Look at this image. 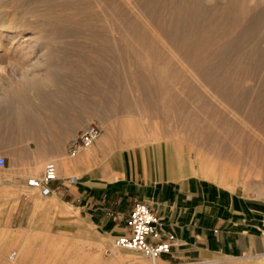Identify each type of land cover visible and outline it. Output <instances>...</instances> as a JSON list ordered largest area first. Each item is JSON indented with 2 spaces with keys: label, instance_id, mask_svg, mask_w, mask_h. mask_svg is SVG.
Masks as SVG:
<instances>
[{
  "label": "rangeland",
  "instance_id": "obj_1",
  "mask_svg": "<svg viewBox=\"0 0 264 264\" xmlns=\"http://www.w3.org/2000/svg\"><path fill=\"white\" fill-rule=\"evenodd\" d=\"M144 1L145 3L142 4ZM212 1L201 0V4L205 6L210 3L211 5ZM222 1L225 0H219V3ZM236 1L238 2V0ZM248 1L254 2V0ZM58 2L62 1L58 0ZM140 2L141 5H139ZM157 3L158 5L160 4L156 0L153 5L158 6ZM235 3L233 1L234 5ZM145 4H148L146 0H91L88 3L82 1L79 9L81 15H86L89 22H93L94 26L91 30L95 28V33H98V29H102V35L109 43L108 47H103L98 42H94L95 44L90 46L73 47L66 43L71 39L70 35L65 37L66 40L60 39L54 45V39L49 40L51 44L47 45H41L40 39H38L33 40L34 51H36L35 59L28 61L19 59L15 63L1 60V55L6 51V49L1 47L0 117L4 114L2 110L9 105L8 101L12 100L14 114L22 119H27L28 116L33 119L32 115H34V112L43 111L44 101H49L53 91L82 89V93L84 91V96L87 99L101 100V102L105 103L106 99L104 96L100 97L91 93L95 84L93 75L98 73V75H103L105 80L101 81L103 87L109 88L111 86L109 88L111 90L116 89L114 86L117 87L118 93L116 95L110 93L112 97H108L109 100L111 98L110 103L115 104L116 102L120 106L123 101L125 102L120 109L108 108V110L103 109L101 112L91 111L84 115V125L89 122H95L100 126V136L104 135L108 126L112 127L113 135L111 138L109 137L110 141L106 135L104 138L106 141H102L103 144L110 142V151L123 150L130 152L138 150L140 151V159L142 161L145 160V152H147L145 151V146L148 144L146 139L148 134L154 130L153 123L156 121L152 112L157 109L156 107H160L161 102L151 98L146 103L144 95L147 91L153 92V89L159 91L160 88L167 92L168 90L174 92L172 96H167L163 100L164 105L168 107L167 112L169 115L183 118L190 116L192 111V115H194V111H200V113L197 112L196 114L197 116L199 115V122H206L205 118H208L211 122L217 123L215 124L217 130L218 128L221 130L222 127L221 125L219 127L218 124H222L226 117V123H230H223L225 130L222 128V133L232 132L231 134H236L239 131H237V125H240V127L243 125L240 114L225 105L226 103L223 102L221 96L213 92L211 88L202 86L204 83L199 78H195L194 74L183 71L176 58L172 57L174 56L172 47L170 45L166 46L168 43L163 45L164 39L160 44V39L156 37V39H159V44H157L153 37V40L150 38L155 35H152L148 30L146 25L149 23L147 22L148 19L145 20V18L147 16V18L151 17L149 12L150 10L152 11L154 6L150 9L146 5L147 9L149 8L147 10L145 9L146 7L143 9ZM84 5L88 6V10L84 9L86 8ZM12 8L8 6L4 9L11 10ZM59 8L58 6L56 9L59 10ZM139 9H143V11ZM72 10L70 8L66 11H75ZM145 10L149 11L147 16H145L147 14ZM228 13L229 16L226 13L223 16L226 17L227 15V18H230L232 12ZM231 15L234 14L232 13ZM134 17L136 19L139 18L142 24L144 21L147 24L145 23L139 27L141 23L139 24V20L137 21ZM36 18L34 16L30 18V20L32 19L31 22L37 21V23L33 22L34 27L28 29V32L22 31L23 34L31 35L33 32L39 31L42 26L39 24L42 23L41 21L39 23ZM133 19L135 20L134 22ZM83 26H80L77 30L83 31L85 36L88 37L95 34ZM151 28L149 27V29ZM140 31L146 35L143 36ZM22 32L18 35H21ZM216 35H218V32L215 33ZM1 42L3 44L4 40ZM234 42H236V38ZM168 48L172 52H168ZM82 53H91L92 58L84 62L79 61L78 54ZM215 58L213 60L210 59L211 61L209 59L204 61L202 67H208V64L209 66L212 65L214 69L211 70L212 72L210 71L209 77H212L210 80L218 83L219 73L216 71L222 64L220 60L218 61L219 58H217V61ZM217 64H219L218 67ZM72 68L77 70L72 73ZM51 77L53 80L50 79ZM170 77L174 78L172 87L166 83ZM45 79L51 81H46ZM37 83L44 85L43 91L35 90L33 85ZM24 85H28L30 88L27 92L20 94L16 92ZM117 90L115 91L117 92ZM9 108L11 107L9 106ZM30 111L32 115L29 114ZM147 112L150 113L148 117ZM229 125L230 127L227 128ZM195 127L187 128V130L191 129L190 131L176 128L177 132L174 131V133L172 132L173 134H171V130H176L173 129L175 128L173 125L172 127L171 125H163L162 128L159 127L156 130L157 132H162H160L161 142L165 143L168 141L172 143L169 149L161 147L157 151L162 165L170 161V158H173V154H175L181 158L183 164H180L179 167L185 172V174L181 173L179 175L176 173L166 178H171L177 182L182 181V179L196 181L197 187L203 193L212 187L221 199L227 200L230 196H234L236 201L242 200L252 205L255 203L254 207L257 206V203H260L261 208H256L264 210V153L254 159V161H258L255 164L248 162L252 161L251 158L247 160L248 157H246L247 159L235 160L230 158L228 160L226 157H217V155L212 153V156L210 153L208 156L206 151V153L201 151L198 159H195L194 149L197 148V144L185 140L187 134ZM246 127V133L248 130L250 133L254 131V134L251 133L252 135L247 133L250 140L256 134L255 137L257 138L255 139L264 144V137L261 136L262 134L258 130L256 131V129L254 130L248 125ZM156 131L154 130V132ZM36 132L38 138V132L40 131L36 130ZM256 132L259 136H257ZM29 143H31V147ZM34 144L29 135L18 133L17 131L12 132L6 125L0 126V154L7 159L6 166L0 169V238H11L8 248L4 253H0V264H12V262H15V256L21 243L26 244L27 246H25L29 248L28 262L26 264H264V253H248L241 257L223 256L207 261L186 260L174 262L159 257H147L136 251L114 247L112 245L114 235L110 232H105L101 223L94 219V215L91 212L84 211L78 205L67 202L59 193L56 197H53L51 195L55 192L51 195H41L38 188L29 186L26 189H17L11 185L10 179L12 176L24 175L32 177L33 172L43 170L44 164L49 160L54 161L58 169V162L54 158L35 163L36 153L40 151L39 149L42 150L43 146L41 144L40 148L37 149V146L35 147L36 144ZM218 145L219 148L223 146L221 143H218ZM82 157L86 158L83 155ZM209 157L211 161H209ZM197 160L200 161L198 162ZM215 162L217 163L215 164ZM208 163L209 165H207ZM219 164L222 166L221 169ZM222 164H226V167ZM246 164L250 167L247 172ZM175 165L178 166L177 161H175ZM210 165L213 166L210 167ZM198 167L199 170L197 169ZM225 168L227 171L224 172ZM258 171H260L261 176ZM148 176L150 180L159 179L154 171H151ZM12 252L16 254L11 257ZM116 255L125 258L118 261L115 258Z\"/></svg>",
  "mask_w": 264,
  "mask_h": 264
},
{
  "label": "bare ground",
  "instance_id": "obj_2",
  "mask_svg": "<svg viewBox=\"0 0 264 264\" xmlns=\"http://www.w3.org/2000/svg\"><path fill=\"white\" fill-rule=\"evenodd\" d=\"M60 1L62 2H58V0H0V48L3 47L6 49V51H4V53L1 55L2 61L15 63L18 62L17 60L19 59H25V61L32 60L33 58L35 59L36 51H34L35 45L33 44V40L35 41L38 39H40L41 45L51 44L49 40L54 39L55 43L52 42L54 45L57 44L60 39L63 40L65 37H67V35H70L71 39H69L66 43L73 47H82L85 45L90 46L92 44L94 45L96 42H98V44L102 45L103 47L109 46L107 39L102 35V29H98V33H95V28L94 30H91V28L94 26L93 22H89L86 15H81V11H79L82 1L88 3L89 1L91 2V0ZM146 1L148 4H145L143 9L145 7V9H147V6L152 9V6H154L152 9V11L154 10L153 12L151 10L150 12L145 10L146 13H151V17L147 18L149 13H144L146 14L145 16H147L144 18L145 20L148 19L147 22L149 23V26H146L148 27V30L151 32V34L155 35L151 36L150 38L153 37L157 44H161V41L164 39L165 42L163 41V45L168 43L166 46L170 45V47H172L173 52L170 50V48H168V52L174 53V56L172 57L176 58L178 63L182 66V70L194 74L195 78H199L202 83H204L202 86H207L211 88L213 92L220 95L223 102L226 103L225 105H228V107H231L235 112L239 113L240 115H238L243 121V125L241 127L240 125H237V131L239 130L237 133L234 129L236 134H231L232 132H225V134L221 131L224 127L223 123L227 122V118L225 116V121H223L222 124H218L219 127L221 125V130L220 128L217 130L215 125L217 123L211 122L208 118L204 117L206 122L200 123V118L198 117L199 115H196L197 112L200 113V111H194V115H192V111L190 116L188 115L187 117L176 118L169 115L167 112L168 107H166L163 102L167 96H172L174 92L169 91L168 88H166L168 92L160 88L159 91L154 89L153 92L147 91L144 95V101L146 103H148L149 99L151 98H155V100L161 102L160 107H156L157 109L152 112L156 119V121L153 123L154 130H158L159 127L162 128L163 125H171V127L173 125L175 127L173 129H186V131H190L191 129L187 130V128H191V126H198L199 129L198 127H195V129L187 134V138H185V140H188L190 143L192 142L197 144V148L194 149L196 157L195 159H198L201 151H206L208 152V156L210 153L211 156L212 154L217 155V157L222 156V158L226 157L228 160L230 158L240 160L248 157V159L246 158L247 160H249V158L252 160L248 162H253L254 164L255 162H258L254 161V159L260 157V154L263 155L264 144L263 142L260 143L255 139L257 138L255 137L256 134L253 136V138H251L252 140H250L247 133L250 135L254 131H251L250 133L248 130L246 133V126L248 125L254 128V130H258V132L262 134L261 136L264 137V0H254V2H249L248 0H238V2L236 0H225L221 3H219V0H211V5L209 3L205 6H203L204 4H201V0H158L160 2L159 5L157 3L158 6L153 5L156 0ZM233 1L236 2L235 5L233 4ZM143 3H145V1L142 2V4ZM139 5H141V2ZM8 6L13 8L11 10H5L4 8ZM58 6L60 7L59 10L56 9ZM84 7H86L84 9L88 10V6L84 5ZM70 8L75 11L67 12L66 10ZM143 9L139 10L143 11ZM228 12H232L234 15H231V13L230 18H227V15L229 14ZM224 13L227 14L226 17L223 16ZM30 15L31 17H37L36 20L38 19V22L41 21L42 24L39 25L42 26L40 27L39 31L35 33L33 32L31 35H25L22 31L28 32V29L34 27V21L31 22L32 19L30 20ZM134 19L136 18L134 17ZM134 19L133 22L135 21ZM136 20H139V24L141 23L139 18ZM147 22L144 21L143 24H147ZM34 23L36 24L37 21ZM143 24L141 23L140 26L137 24V26L141 27ZM82 25L89 29V31H93L95 34H92V36L89 37L85 36L83 31L77 30ZM149 27H152L151 29L153 32L151 29H149ZM21 32L22 34L18 35ZM216 32H218V35L215 36ZM145 35L143 33V36ZM156 37H158L160 40L158 38L156 39ZM235 38L236 42H234ZM2 40H4L3 44L1 42ZM158 40L160 41L159 43ZM141 42L143 41L141 40ZM83 53L78 54L79 61L84 62L85 60L92 58L91 53ZM213 58H215L216 61L217 58H219L218 61L220 60L222 64H220L221 66L219 67L218 71H216L219 73V76H217L220 83L210 80L212 77H209V73L214 69L212 65L209 66L208 64V67H202V63L204 61H208V59L211 61ZM218 65L219 64H217V67ZM50 79H52V77ZM93 79L95 84L91 90V93L100 97L104 96L106 101L104 103L101 102V100H98L99 102L94 101L93 99L89 100L84 96L85 93L83 91L84 115L90 113L91 111L101 112L103 109L108 110V108L120 109L122 104V106H124V101L123 103L120 102L121 105L119 106V104L116 102L115 104L110 103L111 98L110 100L108 98L111 96L110 93L112 95H116V93H118L117 87L114 86V88H116H113L114 90L109 89L111 86H107L109 88L103 87L101 83V81L104 80L103 75H98V73L93 75ZM45 80L51 81L48 79ZM173 81L174 78L170 77L166 83L167 85L170 84L172 87ZM33 87L37 91L44 90V85L42 83H37L33 85ZM29 89L30 88L28 85H24L21 86L16 92L20 94L25 91L27 92ZM115 90H117V92ZM8 102L9 105L4 110H2L4 114L0 117V126L6 125L12 130V132L17 131L18 133L33 135L34 130L29 129L28 117L27 119H22L20 116L14 114L12 100H9ZM126 104L128 105L127 102ZM9 106L11 108L8 109ZM149 114L150 113L147 112V117ZM228 127H230V125L227 126V128ZM177 129L171 130V134H173L174 131L177 132ZM154 130H151L152 132L148 134V138L146 139L148 144L145 146V151H147L145 152V163L148 167V175H150L151 171H154L156 175H158L159 179H164L167 176L171 177V175H175L176 173L179 175H181V173L185 174L184 170L179 167L180 164H183L181 162V158L177 157L175 154H173V158H170V161H168L165 165H162L157 151L161 147L169 149L172 143L168 141L165 143L161 142L160 138L162 132H154ZM112 132V127L108 126L105 129L104 135H99L96 141L102 142L105 138V135L110 141V138L113 135ZM257 136H259V134ZM104 141H106V139ZM109 141L107 144L104 143V145L110 148L111 144H109ZM218 143L223 144V146L219 148ZM109 150H111V148ZM117 151L120 154L124 153L123 150ZM200 157L202 158V156ZM212 160L215 161L214 159ZM175 161L178 162V166L175 165ZM209 161H211V159ZM122 162L125 165L126 160L124 157ZM216 163L217 162H215V164ZM207 165H209V163ZM222 165L225 166L226 164ZM212 166L210 165V167ZM221 167L222 166H220V169ZM124 168L126 169V166H124ZM248 168L250 167L247 166L246 172L249 170ZM197 169L199 170V167ZM213 169L215 168L213 167ZM225 171H227V169L224 170V172ZM258 172L260 175V171ZM159 179L155 181L157 182ZM56 196V194L53 195V197ZM228 199L236 202L234 196H230ZM256 207L261 208L260 203H257ZM10 242L11 238L9 237L0 238V253L5 252ZM25 245L26 244L24 243L19 245L18 253L16 256L14 255L15 262H12V264H26L28 262L29 248L26 247L27 245ZM115 258L119 261L125 257L116 255Z\"/></svg>",
  "mask_w": 264,
  "mask_h": 264
},
{
  "label": "crops",
  "instance_id": "obj_3",
  "mask_svg": "<svg viewBox=\"0 0 264 264\" xmlns=\"http://www.w3.org/2000/svg\"><path fill=\"white\" fill-rule=\"evenodd\" d=\"M32 116H28L29 129L34 134L29 138L37 149L43 146L35 163L50 158L58 162L57 178L50 183L54 194L91 212L105 232L121 233L133 203L141 200L159 216L161 232L174 237L170 252L159 258L207 261L264 253V210L252 204L221 199L212 187L203 193L194 181L150 180L138 150L120 154L95 141L88 152L68 158L66 148L84 126L82 89L53 91L49 101H44L43 111ZM36 130L40 131L38 138ZM42 171L36 170L32 177H39ZM29 177L14 175L10 183L26 189Z\"/></svg>",
  "mask_w": 264,
  "mask_h": 264
},
{
  "label": "built area",
  "instance_id": "obj_4",
  "mask_svg": "<svg viewBox=\"0 0 264 264\" xmlns=\"http://www.w3.org/2000/svg\"><path fill=\"white\" fill-rule=\"evenodd\" d=\"M101 133L100 126L95 122L84 125L66 148V156L73 158L91 149ZM7 164V159L0 154V169ZM57 178V166L54 161L44 164L39 177H29L27 184L38 188L41 195H51L54 189L50 183ZM174 243V237L164 235L159 228V216L148 202L137 200L133 203L128 222L121 233L113 236L114 247L142 253L147 257H160L169 253ZM14 252L11 253V257Z\"/></svg>",
  "mask_w": 264,
  "mask_h": 264
}]
</instances>
